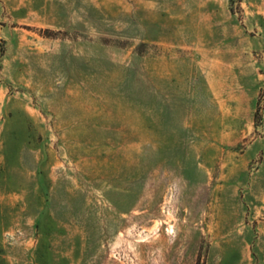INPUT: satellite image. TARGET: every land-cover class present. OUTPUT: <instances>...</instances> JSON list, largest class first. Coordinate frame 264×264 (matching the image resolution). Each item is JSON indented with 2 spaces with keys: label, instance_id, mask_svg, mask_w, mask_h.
Listing matches in <instances>:
<instances>
[{
  "label": "rangeland",
  "instance_id": "obj_1",
  "mask_svg": "<svg viewBox=\"0 0 264 264\" xmlns=\"http://www.w3.org/2000/svg\"><path fill=\"white\" fill-rule=\"evenodd\" d=\"M0 264H264V0H0Z\"/></svg>",
  "mask_w": 264,
  "mask_h": 264
}]
</instances>
